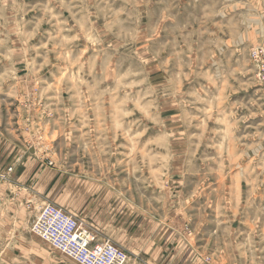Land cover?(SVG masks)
<instances>
[{
  "label": "rangeland",
  "instance_id": "374dc122",
  "mask_svg": "<svg viewBox=\"0 0 264 264\" xmlns=\"http://www.w3.org/2000/svg\"><path fill=\"white\" fill-rule=\"evenodd\" d=\"M253 6L264 11L263 0H0V98L26 109L61 166L197 190L204 210L264 206V48L237 44ZM30 232L35 248L0 243V264L31 253L78 264Z\"/></svg>",
  "mask_w": 264,
  "mask_h": 264
},
{
  "label": "crops",
  "instance_id": "0c3cea01",
  "mask_svg": "<svg viewBox=\"0 0 264 264\" xmlns=\"http://www.w3.org/2000/svg\"><path fill=\"white\" fill-rule=\"evenodd\" d=\"M249 9L253 18L241 27L237 44L264 48V11ZM5 102L0 98V171H13L0 182V243L23 240L34 249L32 223L41 207L54 204L125 251L126 264H264V206L207 202L204 210L197 190H167L149 178L135 182L130 171L90 173L61 166L36 142L32 120L22 118L26 109ZM214 208L221 218H215ZM203 210L206 219L199 220ZM24 256V264L39 258L52 263V255Z\"/></svg>",
  "mask_w": 264,
  "mask_h": 264
},
{
  "label": "built area",
  "instance_id": "2783aa9c",
  "mask_svg": "<svg viewBox=\"0 0 264 264\" xmlns=\"http://www.w3.org/2000/svg\"><path fill=\"white\" fill-rule=\"evenodd\" d=\"M12 171H0V182ZM32 231L78 264H126L129 260L125 251L110 241H99L91 230L55 205L41 207Z\"/></svg>",
  "mask_w": 264,
  "mask_h": 264
},
{
  "label": "bare ground",
  "instance_id": "6f19581e",
  "mask_svg": "<svg viewBox=\"0 0 264 264\" xmlns=\"http://www.w3.org/2000/svg\"><path fill=\"white\" fill-rule=\"evenodd\" d=\"M48 243V242H47Z\"/></svg>",
  "mask_w": 264,
  "mask_h": 264
}]
</instances>
